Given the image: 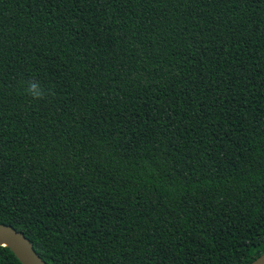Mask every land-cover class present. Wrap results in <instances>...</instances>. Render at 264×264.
<instances>
[{
	"label": "trees",
	"instance_id": "obj_1",
	"mask_svg": "<svg viewBox=\"0 0 264 264\" xmlns=\"http://www.w3.org/2000/svg\"><path fill=\"white\" fill-rule=\"evenodd\" d=\"M0 223L46 264L263 252L264 0H0Z\"/></svg>",
	"mask_w": 264,
	"mask_h": 264
},
{
	"label": "water",
	"instance_id": "obj_2",
	"mask_svg": "<svg viewBox=\"0 0 264 264\" xmlns=\"http://www.w3.org/2000/svg\"><path fill=\"white\" fill-rule=\"evenodd\" d=\"M0 245L7 246L21 264H46L23 234L10 225L0 223ZM247 264H264V251Z\"/></svg>",
	"mask_w": 264,
	"mask_h": 264
},
{
	"label": "clouds",
	"instance_id": "obj_3",
	"mask_svg": "<svg viewBox=\"0 0 264 264\" xmlns=\"http://www.w3.org/2000/svg\"><path fill=\"white\" fill-rule=\"evenodd\" d=\"M21 83L27 84V86L24 88V92L33 101H40L55 96V92L51 88L43 87L38 81L21 82Z\"/></svg>",
	"mask_w": 264,
	"mask_h": 264
}]
</instances>
